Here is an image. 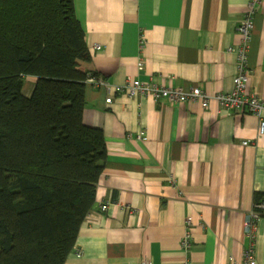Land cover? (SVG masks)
Segmentation results:
<instances>
[{
	"label": "crops",
	"instance_id": "obj_1",
	"mask_svg": "<svg viewBox=\"0 0 264 264\" xmlns=\"http://www.w3.org/2000/svg\"><path fill=\"white\" fill-rule=\"evenodd\" d=\"M249 1L74 0L92 57L81 68L105 82L87 83L83 120L102 129L108 156L68 264L244 261L246 216L264 193L258 117L227 111L217 100L203 107L114 87L131 78L231 92L242 40L237 27ZM248 66V92L264 99V0L254 15ZM36 81L26 77V96ZM254 248L256 264H264V216Z\"/></svg>",
	"mask_w": 264,
	"mask_h": 264
},
{
	"label": "trees",
	"instance_id": "obj_2",
	"mask_svg": "<svg viewBox=\"0 0 264 264\" xmlns=\"http://www.w3.org/2000/svg\"><path fill=\"white\" fill-rule=\"evenodd\" d=\"M91 58L74 0H0V264H68L95 206L108 150L83 120Z\"/></svg>",
	"mask_w": 264,
	"mask_h": 264
},
{
	"label": "built area",
	"instance_id": "obj_3",
	"mask_svg": "<svg viewBox=\"0 0 264 264\" xmlns=\"http://www.w3.org/2000/svg\"><path fill=\"white\" fill-rule=\"evenodd\" d=\"M263 0H250L249 9L244 15L242 21L239 22L237 30L242 36L241 44L238 47V66L237 74L234 78V89L227 93L208 94L201 87L195 86L190 89L183 87L163 86L156 83H149L139 79L129 78L124 85L115 86L117 92H126L130 96H151L156 101L169 99L175 103H185L187 101H195L201 103L203 107L210 105L212 100H217L221 107L227 111L235 113H251L258 117L260 121L259 134L264 135V99L256 94L248 92L249 78L252 71L248 66V53L252 40V33L254 29V15L262 5ZM100 49V46H97ZM87 83L93 85L104 84L103 78L96 76L93 73L87 74ZM111 103L112 97L106 100ZM138 138L146 140L147 137L144 131L138 134ZM248 144V141L245 142ZM108 203L101 205L102 210L108 209ZM264 216V202H257L254 204L253 210L246 216L245 232L250 238V245L244 253V261L239 263L233 257L230 258V264H256L254 250L256 241L257 223L261 217ZM190 230L184 236L183 246L189 249L191 246ZM79 255V251L75 249ZM148 264H153L149 262ZM183 264H192L187 259Z\"/></svg>",
	"mask_w": 264,
	"mask_h": 264
}]
</instances>
